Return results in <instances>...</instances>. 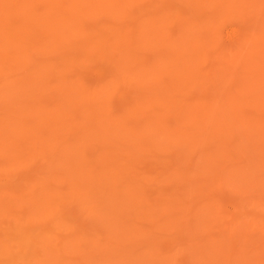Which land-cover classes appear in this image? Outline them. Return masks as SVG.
I'll use <instances>...</instances> for the list:
<instances>
[{
  "label": "rangeland",
  "instance_id": "1",
  "mask_svg": "<svg viewBox=\"0 0 264 264\" xmlns=\"http://www.w3.org/2000/svg\"><path fill=\"white\" fill-rule=\"evenodd\" d=\"M0 15V264H264V0Z\"/></svg>",
  "mask_w": 264,
  "mask_h": 264
},
{
  "label": "bare ground",
  "instance_id": "2",
  "mask_svg": "<svg viewBox=\"0 0 264 264\" xmlns=\"http://www.w3.org/2000/svg\"><path fill=\"white\" fill-rule=\"evenodd\" d=\"M71 1V0H70ZM194 1V0H193ZM131 2V1H130ZM69 3V2H68ZM117 3V2H116ZM79 4V3H78ZM94 4V3H93ZM98 4V3H97ZM81 5V4H80ZM76 8V7H75ZM96 9V8H95ZM100 10V9H99ZM117 10V9H116ZM120 11V10H119ZM3 13H4V11H3ZM7 14V13H6ZM25 15V14H24ZM1 16V15H0ZM16 16V15H15ZM89 16V15H88ZM26 17V16H25ZM46 17V16H45ZM20 19H21V17H20ZM49 20V19H48ZM11 22V21H10ZM154 23V22H153ZM149 24V23H148ZM205 26V25H204ZM159 27V26H158ZM20 29V28H19ZM22 29V28H21ZM70 29V28H69ZM158 29V28H157ZM46 30V29H45ZM61 30V29H60ZM206 30V29H205ZM22 31V30H21ZM50 33V32H49ZM38 35V34H37ZM2 36V35H1ZM9 41V40H8ZM182 49V48H181ZM195 49H196V47H195ZM38 50V49H37ZM187 52V51H186ZM263 54V53H262ZM179 55V54H178ZM185 55V54H184ZM193 56V55H192ZM189 58H191V57H189ZM182 59H184V58H182ZM256 59V58H255ZM226 62V61H225ZM224 64V63H223ZM222 65V64H221ZM220 66V65H219ZM254 66V65H253ZM261 66V65H260ZM257 67V66H256ZM228 68V67H227ZM252 70V69H251ZM223 71V70H222ZM220 74H221V72L220 71H218ZM251 73V72H250ZM228 74V73H227ZM45 79V78H44ZM248 81V80H247ZM243 87V86H242ZM250 93H251V90H250ZM262 93V92H261ZM264 93V92H263ZM253 96V95H252ZM233 98H234V96H233ZM254 98V97H253ZM84 99V98H83ZM97 100V99H96ZM251 100V99H250ZM233 101V100H232ZM239 101V100H238ZM246 101V100H245ZM244 101V102H245ZM252 101V100H251ZM232 104V103H231ZM243 104V103H242ZM220 107V106H219ZM223 109V108H222ZM223 112V111H222ZM225 114V113H224ZM223 114V115H224ZM229 116H230V114H228ZM224 117V116H223ZM231 117V116H230ZM229 120H231V119H229ZM235 124V123H234ZM234 126V125H233ZM235 127V126H234ZM239 127V126H238ZM229 128V127H228ZM235 131V130H234ZM233 131V132H234ZM238 132V131H237ZM9 134V133H8ZM237 134V133H236ZM238 135V134H237ZM244 135V134H243ZM236 136V135H235ZM243 138V137H242ZM236 140H237V138H236ZM80 165V164H79ZM62 176V175H61Z\"/></svg>",
  "mask_w": 264,
  "mask_h": 264
}]
</instances>
